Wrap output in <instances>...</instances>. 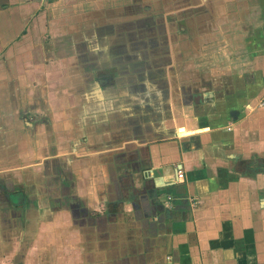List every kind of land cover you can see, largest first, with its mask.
Returning a JSON list of instances; mask_svg holds the SVG:
<instances>
[{"label":"crops","instance_id":"1","mask_svg":"<svg viewBox=\"0 0 264 264\" xmlns=\"http://www.w3.org/2000/svg\"><path fill=\"white\" fill-rule=\"evenodd\" d=\"M262 95L264 0H0V264H264Z\"/></svg>","mask_w":264,"mask_h":264},{"label":"rangeland","instance_id":"2","mask_svg":"<svg viewBox=\"0 0 264 264\" xmlns=\"http://www.w3.org/2000/svg\"><path fill=\"white\" fill-rule=\"evenodd\" d=\"M205 21L207 22L208 21V18L206 17L205 18ZM195 41V43L193 44V45H198L200 42V40H194ZM217 41V38H212V39H210V38H206V39H203L202 41H201V43L199 44V46L201 47V48H199V47H197V49L199 50V52L200 51H205V52H203V54L204 55H208V58H209V53L208 52H210V54H211V52H212V49H210V45H211V48L213 47V44L215 43ZM212 43V44H211ZM193 45H191V46H193ZM238 55H239V53H238ZM252 55V56H251ZM251 55H249L248 54V58H249V60L251 61V59H253V57H255V56H253V54H251ZM197 56H199L198 55V53L196 54V56L195 57H197ZM234 56V59H233V62H234V64H240L241 63V60H243L245 57H243V58H241V56H237V54H234L233 55ZM200 60V58L198 57V61ZM256 104H260V105H262V104H264V95H262L257 101H256Z\"/></svg>","mask_w":264,"mask_h":264},{"label":"built area","instance_id":"3","mask_svg":"<svg viewBox=\"0 0 264 264\" xmlns=\"http://www.w3.org/2000/svg\"><path fill=\"white\" fill-rule=\"evenodd\" d=\"M182 177L181 171L177 170L176 171V179H180Z\"/></svg>","mask_w":264,"mask_h":264}]
</instances>
